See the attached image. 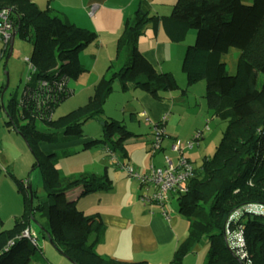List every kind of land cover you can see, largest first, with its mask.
I'll list each match as a JSON object with an SVG mask.
<instances>
[{"label":"trees","instance_id":"16d2710c","mask_svg":"<svg viewBox=\"0 0 264 264\" xmlns=\"http://www.w3.org/2000/svg\"><path fill=\"white\" fill-rule=\"evenodd\" d=\"M1 9L8 11L15 39L32 43L29 60L36 69L16 99L2 106L8 117L4 125L25 140L35 159L32 167L41 170L43 187L40 193L31 190L30 202L29 186L18 183L28 206L14 218L10 229L0 231V264H52L42 254L43 243L59 254L56 260L63 264H148L97 254L94 248L101 241V220L84 215L69 198L76 189L77 197L109 189L107 174H88L61 184L57 162L67 153L45 152L40 147L83 137L86 123L103 119L105 102L115 84L120 91L132 86L159 101L179 88L171 75L158 72L140 52L138 38L148 27L161 28L171 43H181L190 31L194 33L181 72L187 87L204 81L206 107L225 123L213 156L203 157L193 167L184 193L171 195L188 225L169 264H182L201 241L209 249L203 264H242L233 251L239 227L250 264H264L263 218L243 209L247 204L264 206V81L258 82L260 76L264 78V0H252L249 5L241 0H177L166 16L151 14L147 0H138L133 16L123 24L110 67L93 85L92 94L83 105L49 120L39 119L31 105L20 104L22 90L56 75L76 80L84 72L78 56L95 42L96 35L28 0H0ZM230 49L238 51V67L232 75L222 61ZM8 53L7 43L0 48V57L7 60ZM102 131L103 139L88 140L83 146L103 144L111 158L115 148H123L136 137L109 118L102 120ZM31 221L37 227L35 233ZM26 229L31 230L29 238L22 236Z\"/></svg>","mask_w":264,"mask_h":264},{"label":"crops","instance_id":"0c3cea01","mask_svg":"<svg viewBox=\"0 0 264 264\" xmlns=\"http://www.w3.org/2000/svg\"><path fill=\"white\" fill-rule=\"evenodd\" d=\"M28 1L33 2L41 9L49 8L55 10L64 15L74 26L95 33V42L87 46L78 56L84 72L76 80H69L67 84L73 91V94L68 99L79 100L77 97L81 95L83 97L89 91H92L93 85L108 71L110 63L115 56L116 41L121 33L123 24L127 18L133 16L138 0ZM175 1L147 0L151 14L158 16L170 14ZM178 44L181 43L169 42L161 28L154 31L148 27L138 38V48L151 65L158 72H164L174 78L172 67L181 59L183 53V49ZM117 88L119 90L118 85ZM136 90L132 86H128V90L124 91V93H130L128 98L135 100V105L122 106L120 113L117 114L112 109L107 112L104 108L106 116L103 115L102 118L113 119L120 122V124L124 123L125 119H129L131 123L136 124L140 129L141 123L137 120V114L139 113L145 117L144 121L148 124L147 127H142L143 131L149 129L152 131V123L157 122L164 114L168 116L173 110L169 102L156 100L149 94L142 91L139 93ZM173 100L174 98L171 101ZM127 111L129 112L128 114H126ZM212 117L216 118L213 115ZM102 120H96L101 123L100 127H94L92 131L84 133L85 135L79 138L81 140L77 139L71 143L61 145L41 144L40 147L45 152L57 151L58 149L65 152L73 145L81 147L83 150L81 154L87 156L77 163L78 168L76 167V170L71 168L69 170V167H66L63 162L65 174L64 176L61 175V184L81 176L88 174L100 175L103 172L110 178L111 186L109 189L97 190L81 197H77L79 190L76 189L69 195V198L75 200L76 208L84 215H95L101 220L103 225L101 241L94 248L97 254L127 263L145 261L148 264H169L177 245L186 237L187 225L180 217L174 215L171 209L172 206H169L171 205L169 201L163 206L156 203L144 205L140 200L144 190L139 181L126 175L121 168L111 165L107 158L108 153L104 148L99 149L98 146H95L94 151H92L91 147L84 148L83 145L86 141L103 137ZM87 124L89 122L85 125ZM167 129V125L164 126L163 134L169 137ZM131 133L136 135L135 138L138 139L142 135ZM145 135L148 138V135ZM178 140H180L179 137L171 138L170 145ZM147 144H151V142ZM147 144L142 142L139 145L141 148L138 153L140 157H143V164L135 162L134 154L137 153L136 151L131 152L130 155H123V161L120 164H127L132 169V166H135L137 169L134 172L144 175L148 173L150 166L163 167L165 157L169 158L172 163L177 162L178 154H174L171 149H169V154L166 153L162 144L160 151L147 158L145 155V146ZM143 145L145 146L143 147ZM185 151L186 149H184ZM184 152L183 156L185 155ZM156 154H158L157 157H155ZM118 163L119 161L115 164L117 165ZM143 165L144 169L140 173ZM163 210L167 212V216L163 214ZM30 229L35 233L34 228L30 227ZM205 248H207L205 242H199L195 246L194 251L184 258L182 264H203L208 256ZM55 261H57V264H63L60 260Z\"/></svg>","mask_w":264,"mask_h":264},{"label":"rangeland","instance_id":"374dc122","mask_svg":"<svg viewBox=\"0 0 264 264\" xmlns=\"http://www.w3.org/2000/svg\"><path fill=\"white\" fill-rule=\"evenodd\" d=\"M241 1L246 5L252 3V0ZM194 40V33L189 32V35L186 36V39L181 42V44H178V46L183 49V53L181 59L177 61L172 67V74L175 76V78L173 76L172 77L176 80L179 88L177 90L171 91L166 96V99H164V101H167L171 104V109L173 108V110L167 116L166 125L168 127L167 135H169V137L163 136L162 147L165 148L166 153L169 154L171 138L173 139L175 137H179L182 143L191 142L193 147L192 149H186L184 152V157L188 159V162L192 167H197L203 157L213 156L215 148L220 141L221 133L224 130L225 123L218 118H213L211 111L207 109L204 98V81L198 82L189 87L186 86L185 76L181 72V62L186 47L193 44ZM1 47L2 42L0 41V48ZM31 50L32 43L15 39L10 57L7 60L4 57H0V231L4 229H10L13 226L14 218L22 215L25 208L28 206L23 194L19 192L18 183H20V181L24 182L26 186H30L31 190H35L37 193H40L43 187L41 170L38 167H32L35 159L31 153V150L29 149L25 140L18 133H16L13 129H7L5 127L4 123L8 120V117L2 108V106H6L9 102H11L13 98L16 99L30 75L28 66L24 62V58L30 56ZM237 59L238 51L235 49H230L229 52L223 56L222 61L226 65L228 74L232 75L237 71ZM6 73L8 84L5 88ZM263 81L264 78H261L260 76L258 79L259 84ZM136 91L140 93L139 90ZM91 94L92 91H89L87 95H84L83 97H81L82 95L77 97L79 100L68 98L65 99L54 108L53 117L56 119L83 105L86 102L88 96ZM129 94L130 93L120 92L117 88V84H115L113 92L108 95L105 102V111L108 112L109 109H112L117 114L120 113V108L122 106L129 104L135 105L136 101L129 99ZM173 98L174 100L171 101ZM128 113L129 112L127 111L126 114ZM144 118L145 117L141 114H137V120L141 123L140 129L136 124L131 123L129 119H125L124 123H122V125L129 132L142 135H140L141 137L139 136V139L134 138L133 140L128 141V144L123 148H115L113 156H115L116 159L110 160L111 156H107L111 165L113 164V166L120 168V163L123 161V155H130L133 151L137 152L134 154L135 162L137 164H143V157H140L138 153L141 148L139 145L142 142H145L146 144L148 142H153L155 137L153 130L151 131V129H149L147 131H143L144 129H142V127L148 126V124L144 121ZM36 125L38 128H42L40 123H37ZM100 125L101 123L97 122L96 120L89 122V124L83 127V135H85L84 133H87L88 131H92L94 127H100ZM145 134L148 135V138H146ZM197 134H200V139L195 141L193 139ZM100 139H103V137ZM102 145L103 144L96 146H98L99 149H102L104 146ZM144 146L145 145H143V147ZM145 148V155L147 158H149L151 156L149 151L150 144H147ZM91 149L94 151L95 145L92 146ZM62 151L64 150L58 149L57 151L52 150L51 152L60 155ZM82 151L83 150L81 147L72 145L68 150L65 151L67 155L58 160L57 165L63 176L65 174L64 163L66 167H69V170H76L77 163L81 161L82 158L87 157L86 155L83 156L81 154ZM157 156L158 154H156L155 157ZM117 161H119V163L116 165L115 163ZM111 165H109V167L113 169ZM132 167L133 171H136L137 168L135 166ZM143 169L144 165L140 169V173H142ZM168 201L171 204L168 205L172 206L171 209L174 215L180 217L182 221L188 225L186 216L181 215L178 212L179 206L177 204L176 197H171L169 195ZM30 226L35 230L37 229L33 221H31ZM41 243L43 242L41 241ZM41 246L42 254L48 258L51 263L53 262L56 264L55 261H53L52 255L56 260L59 259V254L49 247L47 243H43ZM205 249L207 255L209 249Z\"/></svg>","mask_w":264,"mask_h":264},{"label":"built area","instance_id":"2783aa9c","mask_svg":"<svg viewBox=\"0 0 264 264\" xmlns=\"http://www.w3.org/2000/svg\"><path fill=\"white\" fill-rule=\"evenodd\" d=\"M13 22L9 17L8 11L5 9L0 10V41L2 45H7L11 38ZM24 62L28 66L29 77L26 84L31 82L32 74L35 73V67L29 60V57L24 58ZM59 77V78H58ZM68 78L64 75H56L50 80H41L35 86L22 90V98L20 104H27L33 107L35 115L39 119L49 120L53 118L54 107L61 102L64 98L70 97L73 91L67 86ZM167 120V114H164L160 119L152 123V130L154 140L150 144L149 151L154 155L161 149L162 138L164 136V126ZM200 134H197L193 140L197 141ZM193 147L191 142L182 143L180 140L173 142L170 145L172 152L178 154L176 163H172L167 157L164 158V166L156 168L149 167L148 173L139 175L133 169L125 165H120V168L128 175L139 181L144 193L140 196L141 202L146 205L156 203L163 206L169 199V195L184 193L186 191L185 183L192 173L193 167L189 164L188 160L183 156L184 149H191ZM116 159L112 156L111 160ZM244 210H248L263 218L264 222V206L257 204H247L243 206ZM163 214L167 216V212L163 210ZM31 230L26 229L23 232V237H31ZM234 254L242 262V264H250L246 251L244 249L245 240L243 237L242 227L236 231L234 238Z\"/></svg>","mask_w":264,"mask_h":264},{"label":"water","instance_id":"95a60500","mask_svg":"<svg viewBox=\"0 0 264 264\" xmlns=\"http://www.w3.org/2000/svg\"><path fill=\"white\" fill-rule=\"evenodd\" d=\"M15 37H16V31L13 30L12 31V34H11V38H10V40L8 42V50H9V53H8L7 59L10 57V55L12 53V47H13V43H14ZM5 75H6V85H5V88H6L7 87V84H8L7 73ZM28 191L30 193V202H31L32 201V197H31V188H30V186L28 187Z\"/></svg>","mask_w":264,"mask_h":264}]
</instances>
